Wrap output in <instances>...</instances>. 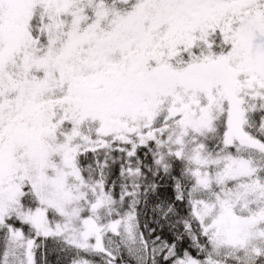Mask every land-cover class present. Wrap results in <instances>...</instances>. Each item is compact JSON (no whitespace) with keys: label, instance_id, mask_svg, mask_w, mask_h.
<instances>
[{"label":"snow or ice","instance_id":"1","mask_svg":"<svg viewBox=\"0 0 264 264\" xmlns=\"http://www.w3.org/2000/svg\"><path fill=\"white\" fill-rule=\"evenodd\" d=\"M0 264H264V0H0Z\"/></svg>","mask_w":264,"mask_h":264}]
</instances>
